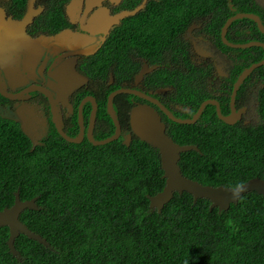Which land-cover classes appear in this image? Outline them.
<instances>
[{
	"label": "trees",
	"instance_id": "trees-1",
	"mask_svg": "<svg viewBox=\"0 0 264 264\" xmlns=\"http://www.w3.org/2000/svg\"><path fill=\"white\" fill-rule=\"evenodd\" d=\"M207 3L188 0L185 7L178 0L177 22L183 27L191 14L203 13ZM232 3L235 11L226 0L225 19L248 11L264 23V9L254 0ZM233 24L249 33L237 32L234 39L227 35L231 41H264L252 19H236ZM233 51L241 61L232 80L263 57L259 46ZM252 76L264 84V65ZM185 81L180 78V90L187 87ZM188 88L192 90L189 84ZM207 97L201 94L194 109ZM99 102V112H105V99ZM227 102L228 97L222 108ZM258 113L257 123L227 124L207 104L201 120L171 122L167 134L200 150L181 153L182 173L210 185L264 179V86L258 91ZM13 125L0 117V210L13 204L17 190L21 200L37 197L38 208H25L20 219L49 245L20 233L14 241L17 257L7 246L8 227L0 226V264H264L262 194L248 191L237 203L219 209L210 208L208 198L194 201L187 191L174 192L158 211L150 206L148 195L165 184L159 151L136 135L129 145L121 138L94 145L88 140L68 142L51 127L43 143L31 149L27 135Z\"/></svg>",
	"mask_w": 264,
	"mask_h": 264
},
{
	"label": "flooded vegetation",
	"instance_id": "flooded-vegetation-1",
	"mask_svg": "<svg viewBox=\"0 0 264 264\" xmlns=\"http://www.w3.org/2000/svg\"><path fill=\"white\" fill-rule=\"evenodd\" d=\"M76 1L74 4V0H0L5 19L22 21L31 16L23 38L37 41L32 57L27 56L28 49L18 42L14 49L5 46L4 51L13 53L7 60L17 59L12 69L0 57L3 89L13 96L0 93V117L20 129V111L36 121L35 124L25 123V126L37 128L32 139L22 131L30 140L31 149L43 143L51 127L58 133L52 121L49 98L41 89L54 95L55 76H61L59 73L84 79L69 95L68 105L60 101L57 104L62 129L68 135L77 136L81 131V100L87 95L95 98L94 117H91V102L82 106L80 142L88 140V128L95 139L114 133L115 125L107 112V96L122 87L144 95L128 92L114 95L113 108L121 129L117 139L121 140L128 134L132 138L135 136L130 125V110L136 104L146 103L157 110L166 129L175 121L161 106L176 117L192 118L199 108L194 109V103L204 93L210 96L204 100L218 101L221 114H232L233 85L243 69L232 80L233 69L241 60L233 51L236 48L228 49L221 37V28L231 16L225 19L226 0H206L208 3L200 10L203 13L191 14L183 27L177 22L178 0ZM254 1L264 9V0ZM229 7L235 11L232 0H229ZM99 16L103 18L101 23L96 21ZM223 19V24L219 25ZM234 21L225 34L229 41L228 37L239 36L237 32L249 33L239 24L234 25ZM64 32L68 35L62 37ZM73 36H84L85 43L73 40ZM13 67L17 68L16 73ZM253 71L243 79L234 96L233 106L240 112L234 123L259 121L258 91L264 84L252 76ZM181 77L186 78L192 90L188 84L180 90ZM227 97V107L222 108V101ZM103 99L105 112H99V101ZM199 120L201 115L193 123Z\"/></svg>",
	"mask_w": 264,
	"mask_h": 264
},
{
	"label": "water",
	"instance_id": "water-1",
	"mask_svg": "<svg viewBox=\"0 0 264 264\" xmlns=\"http://www.w3.org/2000/svg\"><path fill=\"white\" fill-rule=\"evenodd\" d=\"M144 5V4H143ZM4 11L0 8V57L8 63L7 66H11L9 69H12L13 63H17V59L7 60L8 57L13 54L11 51H4L5 46L14 49L16 47V42L19 46L25 47L28 49L26 52L27 56H34V48L36 46V40H29L26 36V40L23 38V31L25 26L30 22L31 16H26L22 21L9 20L4 18ZM241 18L252 19L258 30L264 34V23L261 20L260 16L254 12L248 11H237L233 15L229 16L224 22L221 28V37L224 43L232 48H249L252 46H259L263 49V57L259 61L251 63L249 66L245 67L239 74L237 80L234 82L233 91L231 95V111L230 116H224L220 112L219 104L216 99L208 98L201 102L198 110L192 118H179L174 116L170 111H168L163 106L162 109L173 121L178 123H193L196 118L202 114L205 106L207 104H212L216 107L217 116L228 124H232L239 117V113L235 110L234 96L238 89V86L243 81V79L257 67L264 65V41L261 40H248L244 42H231L229 41L225 34L227 29L232 21ZM96 21L98 23L103 22L102 16H99ZM62 37L68 35L66 32L62 34ZM73 40L85 43L84 36H73ZM9 45V46H8ZM1 62V61H0ZM2 64V63H1ZM15 73L17 68L13 67ZM55 76L57 83L54 85V95L49 91L41 89V91L49 98L51 112H52V121L60 134L68 142L79 143L82 140L83 133V121H82V106L85 102H91L92 112L91 117H94V109L96 108L95 98L92 95L85 96L79 104V124L81 126V131L77 136L68 135L61 125V118L57 112V104L59 101L65 105H68L69 95L80 85L82 84V78L74 76L72 74L59 73ZM119 92L125 93H134L140 96H143V93H140L134 89L130 88H117L116 90L111 91L108 94L107 98V112L111 116L115 130L114 133L110 136L95 139L92 136L91 129L88 128V140L94 145L105 144L107 142L113 141L118 138L121 129L120 122L117 118L115 110L113 108V98L114 95ZM0 93L6 97L13 98L11 94H8L3 89V84L0 79ZM244 110V109H243ZM21 115V129L27 134L31 139L33 138V133L27 130L25 126L26 122L36 121L30 117H26L25 112H19ZM92 122V120H91ZM43 125H45L43 123ZM130 125L134 134L139 137L142 141L147 142L153 147L157 148L160 155L161 167L163 169V177L165 178V184L163 188L156 192L153 195H148L149 204L152 208H157L158 211H161L163 206L173 197L174 192L183 193L187 191L192 194L194 201L198 198H208L210 203V208L217 206L219 209H227L231 203H237L238 199L246 192L254 190L259 194L264 196V179L259 177L250 178L243 183L239 184V190L237 191V186H227V185H210L203 184L196 179L189 178L182 173L181 167L179 165V160L181 153L189 150L200 151L198 146L195 144H180L176 142L169 134L166 133V128L164 122L161 120L159 113L152 106L144 104H136L130 110ZM91 128V123H90ZM132 140L130 134L126 135L122 140V143L129 145ZM235 193V194H234ZM36 198L21 200L18 190L14 193V202L10 206H5L0 210V226H7L9 230V235L7 239V246L9 251L16 255L20 256L18 249L15 247L14 241L16 237L23 233L29 238L35 239L44 245H49V242L41 234L31 230L24 222L20 219V213L25 208L36 209L38 208L36 204Z\"/></svg>",
	"mask_w": 264,
	"mask_h": 264
},
{
	"label": "rangeland",
	"instance_id": "rangeland-1",
	"mask_svg": "<svg viewBox=\"0 0 264 264\" xmlns=\"http://www.w3.org/2000/svg\"><path fill=\"white\" fill-rule=\"evenodd\" d=\"M184 1V6L185 7H187V4H188V0H183ZM29 127H31V126H27V130L29 131V132H31V133H34V131L37 129V128H33V127H31V129L29 130Z\"/></svg>",
	"mask_w": 264,
	"mask_h": 264
},
{
	"label": "clouds",
	"instance_id": "clouds-1",
	"mask_svg": "<svg viewBox=\"0 0 264 264\" xmlns=\"http://www.w3.org/2000/svg\"><path fill=\"white\" fill-rule=\"evenodd\" d=\"M76 2H77V1L74 0V4H76ZM69 6H71V3L69 4ZM97 18H98V17H97ZM97 18H96V19H97ZM8 19H9V18H8ZM9 20L11 21V19H9ZM243 69H244V68H243ZM238 190H239V186L237 185V191H238ZM234 194H235V193H234Z\"/></svg>",
	"mask_w": 264,
	"mask_h": 264
}]
</instances>
